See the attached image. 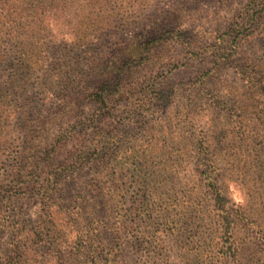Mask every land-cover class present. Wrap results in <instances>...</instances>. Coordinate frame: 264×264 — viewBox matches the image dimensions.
Listing matches in <instances>:
<instances>
[{"label": "rangeland", "instance_id": "obj_1", "mask_svg": "<svg viewBox=\"0 0 264 264\" xmlns=\"http://www.w3.org/2000/svg\"><path fill=\"white\" fill-rule=\"evenodd\" d=\"M144 1L147 9L129 14L130 24L115 20L111 28L94 32L91 41L82 38L73 46L61 44L49 51L44 67L52 69L60 61V71L76 80L86 78L93 60L99 63L98 70L110 69L119 58L121 40L134 36L147 22L163 18L170 33L149 59L132 70L156 82L137 92L138 98L165 89L168 105L159 102L152 110H144V120H154V130L145 129L146 124L138 128L122 122L124 107L112 113L107 138L118 135L121 145L138 151L121 169L116 168L112 155L107 165L71 170L47 202L1 207L0 264H99L107 258H113L107 264H194L190 234L171 233L164 221L181 213L183 207L175 203L184 204L193 189H198L196 197L204 205L198 239L204 249L214 248L219 231L210 221L212 193L202 175L205 168L192 158L191 140L198 138L206 141L211 158L208 170L214 171L218 186L238 213L235 237L240 263L264 264L262 5L250 6L251 0ZM167 4L174 11H162ZM233 25L239 38L229 35ZM24 122L9 121L10 141L22 136ZM3 159L7 165L9 154ZM141 188L148 190L149 202L166 217L155 213L152 219H138L127 227L130 208L146 196ZM49 212L54 213L57 230L51 247L31 231ZM88 222L103 229L98 236L101 240L95 241V254L81 247L78 231ZM138 224L141 228L134 231Z\"/></svg>", "mask_w": 264, "mask_h": 264}, {"label": "trees", "instance_id": "obj_2", "mask_svg": "<svg viewBox=\"0 0 264 264\" xmlns=\"http://www.w3.org/2000/svg\"><path fill=\"white\" fill-rule=\"evenodd\" d=\"M145 2L0 0V168L3 169L0 170V208L13 204L30 207L39 201L47 202L71 170L107 165L112 155L116 168L124 167L138 151L133 146L125 148L121 145L118 135L107 138L112 123L109 119L119 106L125 109L120 114L122 122L128 121V125L135 124L138 128L146 124L145 129L154 130V120H144V110H152L159 102L168 105L169 94L163 89L151 97L138 98L139 92L156 82L132 68L149 59L152 51L170 33L169 24H164L163 18L147 22L134 36L121 40L117 52L119 58L110 69L101 67L98 70L100 65L93 60L86 78L76 80V77L60 71V61L59 66L52 69L44 67L52 49L57 50L61 44L73 46L82 38L91 41L95 37L94 32L111 28L115 20L122 19L130 24L129 14L147 9ZM256 3L262 5L261 11L264 12V0H251L249 5ZM172 7L167 4L162 11L170 13L174 11ZM234 26L229 35L239 38V31ZM261 89L264 93V85ZM17 119L25 120L22 136L10 141L7 138L9 121ZM64 125L67 127L63 128ZM195 140H191L192 158L205 168L202 175L212 193L214 211L210 221L217 225L219 235L213 249L206 250L200 244L198 237L204 225L201 215L204 205L203 200L196 197L199 192L196 188L184 204L175 203V207H183V210L172 218L167 217L165 226L173 231L171 233L185 231L190 234L192 240L188 246L193 247L191 262L194 264H223L228 261L241 264L235 237L238 213L234 212L218 186L214 171L208 170L211 158L204 146L205 139ZM8 154L9 163L6 165L3 156L8 157ZM196 171L199 175L200 170ZM141 191L146 196L130 208L125 221L127 227L137 223L138 219H152L155 213L156 217H166L159 214L160 208H154L155 205L149 202L148 190ZM53 212H49L47 218L31 230L50 247L55 244L57 233ZM80 217L86 216L82 213ZM140 228L138 224L133 230ZM102 230L89 222L82 226L78 232L84 251L97 253L95 241L101 240L98 236ZM108 261L112 262L113 258L98 263L107 264Z\"/></svg>", "mask_w": 264, "mask_h": 264}]
</instances>
